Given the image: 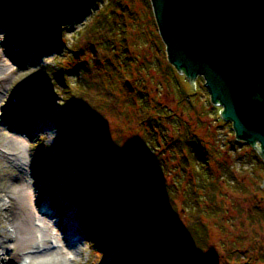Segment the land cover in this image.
<instances>
[{
  "label": "rangeland",
  "instance_id": "rangeland-1",
  "mask_svg": "<svg viewBox=\"0 0 264 264\" xmlns=\"http://www.w3.org/2000/svg\"><path fill=\"white\" fill-rule=\"evenodd\" d=\"M124 1L130 9L122 32L126 45L117 36L113 39L112 43H117L114 51L118 55L107 65L109 69L102 70L107 74L100 80L89 78L90 84L83 82L89 80L88 76H82L78 81L80 71L77 66L61 73L59 77H64L61 81L53 80L47 67H57L63 60H69V47L79 42L80 30L96 10L103 8L106 0H87L84 10L72 17L60 18L59 40L40 47L34 46L36 42L32 38L17 36L27 29L26 17L12 19V26L11 20H4L0 14V243L2 236L8 239L0 246L1 249L7 247L8 252H0L6 256V263L11 260L10 264H28L34 252H43L47 248L56 252L44 258L53 256L59 264L161 263L160 258L139 254L135 244L118 243L119 226L112 219L107 220L106 232H97L99 239H93L92 230H99V225L82 207L78 187L80 177L84 176L80 166L75 165L74 156L77 155L72 153L73 140L77 136L71 133L70 125L75 124L77 115L69 106H64L66 103L71 105L72 101L63 92L76 91L83 95L82 106L86 108L84 114H79L81 122L96 131L89 132L90 135L103 138L100 141L103 145L97 148L101 155L111 156V161L118 163V152L123 150L127 163L133 167L138 164L136 170L149 165L159 172L161 166L164 178L168 177L177 185L179 193L171 189L172 192L166 194L167 201L169 198L173 204L167 202L166 208L159 207L162 205L154 187L147 188L150 190L148 197L139 207L147 220L151 209L168 220L171 224L168 234L180 239L184 237L194 254H199L198 264H236L250 259L255 261L254 264H264V185L260 187L264 163L255 156L250 144L236 140L231 124L218 116L220 109L210 102L202 76L195 78L193 88L186 75L169 63L150 0ZM27 44L32 46L23 48ZM125 46L129 53L123 56ZM140 79L150 98L151 111H157L162 117L158 119L164 131L165 145L172 148L173 141L179 139L186 140L188 146L172 149V152L161 151L157 144L163 136L160 138L155 129L158 140L148 139L150 130L137 126L136 118L140 116L141 108L138 103L127 102L122 82L133 85ZM42 93L48 95L49 104L38 100ZM14 95L22 101L20 111L23 114L18 117L19 125L28 123V132L20 133L8 124L7 120L14 118L11 116L13 110L7 108ZM74 101V104L81 103L79 99ZM158 103L161 106L158 107ZM4 115L7 116L6 122L1 120ZM189 146L205 156L204 160L194 154L197 166L192 167L193 173L187 164L184 165L190 157L185 156ZM99 164H103L101 160ZM86 168L92 169L91 163ZM19 170L26 177L24 189L13 186L10 181L11 175ZM87 175L89 180L96 171L87 172ZM208 175L218 179L216 186L220 187V191L216 188L218 195L215 194L212 200L208 198V189L214 181H209ZM168 185L171 186L169 182ZM93 188L101 201L116 200L120 195L112 180L93 185ZM133 194V188L128 187L127 195ZM192 203H198L197 207ZM43 204L53 205V215H45V221H33L30 235L37 244L23 251H9L15 235L23 237L30 230V211L40 214V205ZM190 207L202 214L201 221L207 225L208 238L204 245L197 238L195 240V236L185 234L184 225H188ZM210 208L213 213L206 214L205 210ZM86 216L88 220L85 222ZM45 223L49 225L47 237L42 232ZM88 224L90 228L94 224V229ZM75 237L77 239L73 240ZM44 239L47 242H41ZM70 239L75 243L73 246L69 245ZM34 264L48 263L41 260Z\"/></svg>",
  "mask_w": 264,
  "mask_h": 264
},
{
  "label": "trees",
  "instance_id": "trees-1",
  "mask_svg": "<svg viewBox=\"0 0 264 264\" xmlns=\"http://www.w3.org/2000/svg\"><path fill=\"white\" fill-rule=\"evenodd\" d=\"M86 1L87 0H0V14H2L3 18L7 21L14 20V18L22 19L26 17L25 19L28 20L29 27L27 26L26 31L17 36L19 38H32L33 41L36 42L34 46L39 47L52 42L51 38L58 35V27L61 24L60 22H62V17L66 19L78 14L80 11L84 10ZM129 12L130 9L124 0H106L103 8H101V10H96L93 16H91V20L80 30V43L77 41L72 44V47H69V49H71V56L69 60L63 61L66 67L62 68L61 64H58L56 68L48 66L47 71L53 74L51 76L56 77L60 75V71L68 70L71 66H78L81 74L78 81H81L80 79L82 76L83 78L84 76H88V79L97 78L100 80L101 76L103 77V75L107 74V72L102 73V70H106V68H108L107 65L118 55V53L114 51V46L116 47L117 43L114 45V43H112L113 39L117 36L118 40L121 42V39H123L126 45V38H124L125 34L122 32L124 30L123 24L125 22V17ZM28 46L30 45L28 44L27 47ZM124 49L126 51L124 54H121L126 56V53H129V51L126 46ZM130 59L132 58H129V60ZM143 59L145 58L141 60ZM142 63H145V60ZM143 67L145 66L143 65ZM139 68L142 69L141 66H139ZM90 79H85L83 82H89L90 84ZM92 84L95 85V82H92ZM133 85L129 82L127 83V81L122 82L127 102H131V104L138 103V106L141 108L140 116L136 118L138 120L137 126L142 129L145 128L146 131L150 130L148 139H156L158 133L161 138L164 131L160 128L161 122L160 119H158L162 118L160 117V113H156L157 111L153 109L151 111L152 107L149 104L150 98L147 92H145L146 90L144 91L145 88L142 85L141 79L138 83ZM63 93L69 95V99H71L73 103L72 105L69 104L70 107H72L77 114H84L83 112H85L86 108L82 106L84 102L83 95H78L76 91H66ZM77 99L81 101V103H78L79 105L77 103L74 104V100L77 101ZM157 106L159 107L161 105L158 103ZM164 119H167V117L164 116ZM83 128H86V126H71V133L78 136L83 133ZM155 129L158 133L155 132ZM89 131L92 132L94 130L86 128L84 132ZM144 134L146 135V133ZM100 136H93V138H90L91 140H95V143L91 140L88 141L84 139L87 135L86 137L83 135L84 138H82V140L78 138L73 140V149L75 150L73 154L77 155L74 156L75 165L77 167L80 166L84 176L82 178L80 177L79 190L81 191L82 206L85 208L86 212L93 215L97 224H99L104 232L107 230V220L112 219L113 223L119 226L117 230V237L119 238L118 243L126 241L127 243L135 244L139 248V254L142 256L152 259L160 258V264H198L197 256L199 254H194L191 247L185 243L184 237L180 239L171 234L155 233L152 231L147 218L139 211L140 205L142 202H145L148 197V191L150 190L147 188H149L150 185L154 187L155 195L160 197L159 200L162 206L159 207L166 208L167 202L173 205L171 199L168 198L167 201L168 192L173 191L177 194L179 190L177 185L175 186L168 177L164 178L162 175L164 168L160 166L159 170L161 171L158 172L148 165V168L144 166V168L136 170L138 164L133 167L130 163H127L123 150L118 152L120 158L118 163L112 162L111 156L103 154L101 158L100 153L97 151V146L103 145L100 142L103 141V138L100 139ZM165 143V136H163L160 143L157 144L158 147L160 145L161 151L168 150L172 152V149L175 151L188 146L186 140L179 139L173 141L174 144L172 148L171 146L165 145ZM106 148L110 150V148ZM252 150L255 156L262 161L253 147ZM194 154L205 160L204 154L197 151L195 147H187L185 156L190 157L184 162V165L187 164L192 173V167L197 166L193 160L195 157ZM98 159L103 163L101 166L99 164L100 160L97 161ZM183 160H185V158H183ZM89 163H91L92 169L86 168ZM92 170L96 171V175L88 180L87 172ZM197 172L200 174L199 170H197ZM207 178H209V181H214V184L208 189V198L212 200L213 198L215 199L216 188L220 191V187L216 186V181L218 179H215L212 175H208ZM107 180L113 181L116 190L120 193L118 197L119 200H117V198L111 201H101L100 196L94 194L93 185L99 186ZM168 182L171 186L168 185ZM128 187L134 190V194L131 196L127 195ZM171 189L173 190L171 191ZM196 190L197 189H194V191ZM217 195L218 193L216 196ZM197 205L198 203L193 204L194 207H197ZM189 209L190 212L188 213L190 217L186 220L188 225H184L186 227L184 229L186 232H184L187 236L188 234L195 236V240L197 238V241L200 242L201 245H204L208 238L206 237L208 236L207 225L202 223L200 218L202 214L200 215L197 209L192 207ZM211 209L212 208L205 210L206 214H212L213 210ZM215 211L216 210H214V213ZM111 235L115 236L113 234ZM254 263L255 261L253 259L245 262L243 260L236 262V264Z\"/></svg>",
  "mask_w": 264,
  "mask_h": 264
},
{
  "label": "water",
  "instance_id": "water-1",
  "mask_svg": "<svg viewBox=\"0 0 264 264\" xmlns=\"http://www.w3.org/2000/svg\"><path fill=\"white\" fill-rule=\"evenodd\" d=\"M150 3L169 63L193 88L202 76L210 102L223 109L220 117L231 121L236 138L250 144L264 162V0ZM39 100L50 102L46 93ZM149 223L156 233L171 230L155 209Z\"/></svg>",
  "mask_w": 264,
  "mask_h": 264
},
{
  "label": "bare ground",
  "instance_id": "bare-ground-1",
  "mask_svg": "<svg viewBox=\"0 0 264 264\" xmlns=\"http://www.w3.org/2000/svg\"><path fill=\"white\" fill-rule=\"evenodd\" d=\"M52 40H59V36L58 35H56V37H52L51 38ZM198 78V77H197ZM55 80H57V81H61V78L59 77V75L58 76H56V78H55ZM207 89V88H206ZM21 106H22V101H20L19 103H17V104H11V105H8L7 106V108H11V110H13V115H11V116H13L14 118L16 117V119L17 120H15L14 118L13 119H6L7 118V116H3L2 117V122H6V120L8 121V124H10L11 125V127H13V128H15L16 130L17 129H19L20 127H21V129L23 130V131H25V132H28V128H29V126H28V123H26L25 124V126H24V124H22L20 127H19V123L21 124V122H20V119H18V117L20 118L21 117V115L23 114L21 111H20V109H21ZM215 107H217L218 109H220V110H223L222 109V107L221 106H215ZM219 110V111H220ZM218 116L220 117V113L218 112ZM221 118V117H220ZM225 122H229L231 125H232V123H231V121H229V120H224ZM25 123V122H24ZM39 124V123H38ZM35 125V124H34ZM41 125V124H40ZM40 125H38V126H40ZM26 127V128H25ZM28 129V130H27ZM10 181H11V184L13 185V186H18V187H21V188H25L23 185L25 184V181H26V177H25V175L22 173V171L21 170H19L17 173H15V175L14 174H12L11 175V177H10ZM30 188H31V186H29ZM46 218L47 217H45V216H43V215H40V214H35V213H32L31 211H30V223H29V231L26 233V236L24 235L23 237H21V236H17V234L15 235V237L13 238V245L11 246V248L9 247V251L11 250H15V251H23V250H25V249H27L28 247H30L31 248V246L33 245V244H37V242H36V240L34 239V237H33V240L31 239V235H30V231H31V229L33 228V226H34V223H33V221L35 220V219H40V220H46ZM16 228V227H15ZM48 228H49V225L47 224V223H45L44 225H43V230H42V232H43V235H45L46 237H47V231H48ZM37 229V228H36ZM13 231L16 233V230L15 229H13ZM37 231H39L38 229H37ZM4 233L6 232V230H4L3 231ZM20 235V234H19ZM6 238V239H5ZM7 243L8 242V239H7V236H2V238H1V243ZM41 242H47V240L46 239H44L43 241H41ZM64 242H65V240H64ZM73 241L72 240H70V243H72ZM1 243H0V246H3V245H1ZM48 243H49V241H48ZM42 244V246H43V243H41ZM64 244V243H63ZM72 244H75L74 242L72 243ZM70 245V244H69ZM5 248V249H4ZM4 250V251H3ZM8 249H7V247H3V249H1L0 248V251H2L3 253H7L8 251H7ZM55 250H51L50 248H47L45 251H43V252H34V255L32 254L31 255V257H32V260H30L29 262H28V264H34V263H36L37 261H40L41 262V260H43L45 263H48V264H59V262H58V260L57 259H55V258H53V256H50V257H48V258H44V257H46L47 256V254H50L51 253V255H53V252H54ZM56 252V251H55ZM3 253H1L0 252V264H10V261L11 260H9V262H7L6 263V261H7V259H6V256L3 254ZM40 258H44V259H40Z\"/></svg>",
  "mask_w": 264,
  "mask_h": 264
}]
</instances>
